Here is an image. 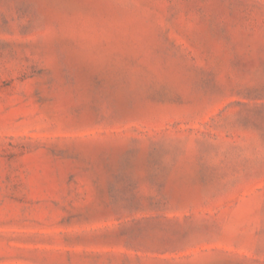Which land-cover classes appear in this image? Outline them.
Masks as SVG:
<instances>
[{
    "label": "rangeland",
    "instance_id": "rangeland-1",
    "mask_svg": "<svg viewBox=\"0 0 264 264\" xmlns=\"http://www.w3.org/2000/svg\"><path fill=\"white\" fill-rule=\"evenodd\" d=\"M0 264H264V0H0Z\"/></svg>",
    "mask_w": 264,
    "mask_h": 264
}]
</instances>
